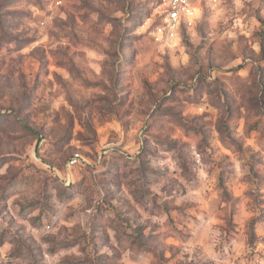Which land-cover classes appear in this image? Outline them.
I'll return each instance as SVG.
<instances>
[{
  "label": "rangeland",
  "instance_id": "rangeland-1",
  "mask_svg": "<svg viewBox=\"0 0 264 264\" xmlns=\"http://www.w3.org/2000/svg\"><path fill=\"white\" fill-rule=\"evenodd\" d=\"M197 7L0 0V264L264 260V0Z\"/></svg>",
  "mask_w": 264,
  "mask_h": 264
},
{
  "label": "built area",
  "instance_id": "built-area-1",
  "mask_svg": "<svg viewBox=\"0 0 264 264\" xmlns=\"http://www.w3.org/2000/svg\"><path fill=\"white\" fill-rule=\"evenodd\" d=\"M200 0H159L165 15L166 27L169 31H175L181 20L188 19L198 10ZM82 161L80 154H75L71 159V165H77ZM264 264V260L260 263Z\"/></svg>",
  "mask_w": 264,
  "mask_h": 264
},
{
  "label": "trees",
  "instance_id": "trees-1",
  "mask_svg": "<svg viewBox=\"0 0 264 264\" xmlns=\"http://www.w3.org/2000/svg\"><path fill=\"white\" fill-rule=\"evenodd\" d=\"M221 183H223V178H221Z\"/></svg>",
  "mask_w": 264,
  "mask_h": 264
}]
</instances>
